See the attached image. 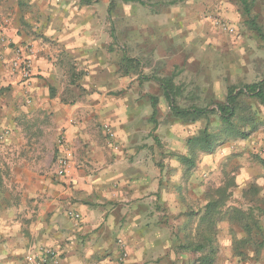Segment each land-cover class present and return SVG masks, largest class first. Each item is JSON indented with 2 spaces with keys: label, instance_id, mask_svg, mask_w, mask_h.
Returning <instances> with one entry per match:
<instances>
[{
  "label": "crops",
  "instance_id": "crops-1",
  "mask_svg": "<svg viewBox=\"0 0 264 264\" xmlns=\"http://www.w3.org/2000/svg\"><path fill=\"white\" fill-rule=\"evenodd\" d=\"M21 19L18 10L0 26V134L5 131L0 141L12 145L19 158L11 181L22 196L19 204L0 208V264H38L40 249L57 254L45 264L189 259V253L176 248L186 243V233L195 232L206 211L207 181L220 154L200 151L193 164L183 162L182 156L192 157L186 142L168 146L161 141L164 124L152 121L150 97L133 91L112 96L113 82L100 81V92L70 101L61 90L50 94L66 64V15H53L50 25L45 19L34 23L36 33L24 30ZM24 44L31 45L34 77L26 88L30 104L18 115L20 99L12 93L22 94L24 88L10 64L15 48ZM69 54L76 65L81 63L79 51ZM4 87L11 90L5 96ZM29 118L39 121L34 130L42 135L40 144L68 157L64 177H57L53 166L42 168L50 165L51 153L43 158L37 151L32 157L35 138L24 124ZM107 128L114 131L113 139Z\"/></svg>",
  "mask_w": 264,
  "mask_h": 264
},
{
  "label": "rangeland",
  "instance_id": "rangeland-1",
  "mask_svg": "<svg viewBox=\"0 0 264 264\" xmlns=\"http://www.w3.org/2000/svg\"><path fill=\"white\" fill-rule=\"evenodd\" d=\"M143 1L116 0L110 11L111 0L90 3L84 0H0V26L9 24L10 17L19 10L23 29L36 33L34 23L45 19L50 25L53 15L65 14L66 64L57 74V85L51 86L54 88L50 89V94L61 90L63 97L70 101L78 94L100 92L98 85L103 81L109 85L113 82L108 91L112 96L131 91L149 97L154 95L159 99L155 123L164 124L159 130L161 141L168 146H178L185 141L192 154L189 139L206 127L217 131L216 115L195 123L176 118L160 84L142 79L140 74L173 76L174 82L183 87L177 97L183 107L222 102L227 85L243 86L263 78L264 40L247 24L241 0ZM248 2L258 24L264 28V0ZM72 50L83 55L79 56L78 65L69 54ZM125 54L137 58L140 66L131 68L133 64L125 60ZM10 91L4 87L1 94L5 96ZM12 95L19 97L17 110L18 115H22L21 110L25 111L30 104L29 93L24 88L22 94L14 91ZM244 99L257 113L258 126L246 138H228L204 150L220 154L206 188L209 198L219 195L224 201L216 228L205 233L215 235L216 264H264V244L261 246L264 243V104L256 99ZM38 122L29 118L24 123L33 132L31 138H35L31 156L35 157L39 151V155L43 153L41 157L46 158L47 153H51L50 165L42 167L50 170L58 154L52 153L53 149L46 150L44 143L40 144L42 135L34 130ZM176 122L181 126L170 130ZM183 136L185 140L181 141ZM10 146L0 141V208L17 205L22 199L17 183L11 181L19 158ZM195 148L197 150V146ZM230 208L237 210L228 216L226 212ZM204 227L199 222L194 233H186V243L204 241L200 235ZM247 227L252 228L249 234ZM171 231L174 235L175 230ZM189 254V259L177 258L170 264H193L199 254ZM121 255L122 258L128 256L125 250Z\"/></svg>",
  "mask_w": 264,
  "mask_h": 264
},
{
  "label": "trees",
  "instance_id": "trees-1",
  "mask_svg": "<svg viewBox=\"0 0 264 264\" xmlns=\"http://www.w3.org/2000/svg\"><path fill=\"white\" fill-rule=\"evenodd\" d=\"M90 3L92 0H84ZM128 1H140L143 0H124ZM243 6V13L246 17V22L254 30H256L260 37L264 40V28H262L256 17L253 15L252 8L248 0H241ZM116 0H111L110 8L111 11L115 5ZM125 60L129 64H133L131 68L140 66L141 62L137 58H133L125 54ZM129 72V71H128ZM142 79L154 80L160 84L164 90L165 96L169 102L172 114L182 120L191 123L200 121L201 119H209L212 114L216 115L219 121V127L217 131H210L209 127L203 129L199 135L189 139V147L192 150V157H181L183 162L188 165L194 163L196 151H204L212 148L214 145L228 138H246L250 132L255 129L259 124V118L257 113L254 112L253 107L250 103H247L244 98L256 99L261 104H264V76L258 81L252 83H246L243 86H237L229 84L226 87L225 99L222 102H210L206 106L198 105L193 103L188 107H183L179 104L177 97L182 94L183 87L174 82L173 76L160 77L157 75H143L140 74ZM153 114L152 121H156L158 115V97L150 96ZM210 121H208V125ZM197 146V150L196 147ZM224 205L221 197L209 198L208 204L206 205V211L202 214L200 223L205 226L202 229L200 235H203L204 241L185 243L176 249H180L185 253H197L199 256L193 262V264H216L217 263V252L218 247L213 244L215 235H205L209 231L216 228L217 217L221 214V207ZM237 209L230 208V215L233 214ZM242 215H246L244 212H239ZM243 219V218H242ZM247 226V225H246ZM248 229V230H247ZM246 230L252 232L251 227H247ZM215 233V232H214ZM251 234V233H250ZM247 242V241H246ZM263 242L261 246L263 247Z\"/></svg>",
  "mask_w": 264,
  "mask_h": 264
},
{
  "label": "built area",
  "instance_id": "built-area-1",
  "mask_svg": "<svg viewBox=\"0 0 264 264\" xmlns=\"http://www.w3.org/2000/svg\"><path fill=\"white\" fill-rule=\"evenodd\" d=\"M30 52H31L30 44H24L16 47L14 58L12 59L10 64V68L12 72L15 75L20 76V78L22 79V84L25 89L31 85L32 79L34 77ZM27 101L30 102V99H28ZM0 128H1V123H0ZM106 131L110 139H113L115 137L114 131H112L109 128H107ZM4 132H2V134ZM2 134H0V138L2 137ZM58 144L63 145V141L61 138L58 140ZM69 166L70 163L68 157L62 153L58 154L54 164V174L57 177H64L68 173ZM71 214H73L77 219L80 218V214L78 213H71ZM39 254H40V260L38 264H45L49 261L50 258L57 257L56 252L50 249H40Z\"/></svg>",
  "mask_w": 264,
  "mask_h": 264
}]
</instances>
